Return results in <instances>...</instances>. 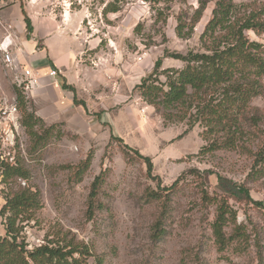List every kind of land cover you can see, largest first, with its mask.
Returning <instances> with one entry per match:
<instances>
[{
    "label": "rangeland",
    "instance_id": "374dc122",
    "mask_svg": "<svg viewBox=\"0 0 264 264\" xmlns=\"http://www.w3.org/2000/svg\"><path fill=\"white\" fill-rule=\"evenodd\" d=\"M204 1L205 9L189 36L186 34L199 0L167 4L122 0L114 13L105 10L113 0L78 5L84 21L81 27L86 36L90 35L87 41L93 46L83 49L76 61L72 71L76 87L64 84L74 107L60 120H43L44 128H54L46 145L37 151L31 150L20 126V113L16 124H8L2 112L15 102L13 87L23 89V72L30 70L41 80L40 70L14 58L12 65L6 66L0 53V163H13L16 155L20 157L31 177L28 182L19 180V185L28 184L41 194L42 209L35 221L24 224L21 233L28 250L41 245L48 232L60 231L83 242L104 264H264V210L230 200L237 223L246 229L247 242L242 246L234 242L219 253L209 227L215 205L204 207L200 197L201 187L211 197L220 195L217 176H221L244 184L253 201H264V175L249 178L253 159L239 150L195 156L206 144L201 125L189 128L186 121L165 120L162 112L147 105L138 91L141 80L153 72L158 59L159 73L180 70L184 63L169 55L200 52L199 37L217 0ZM233 2L250 10L264 9V0ZM180 20L186 25L184 37L177 35ZM247 36L264 45V35L249 32ZM10 52L13 57L14 50ZM44 70L49 78V72L55 69L45 66ZM159 80L165 82L163 76ZM49 86L52 84L44 87L42 105L30 104L36 115L46 107V96L53 94ZM250 107L249 116L255 115V109L258 119L256 127L245 126L244 140L255 152L260 131L264 132V91ZM111 136L122 142L111 140ZM124 145L151 160L154 178L147 176L145 163L132 152L125 156ZM90 153L89 168L78 182L71 178L72 170L60 168L76 166ZM101 171L106 172L98 196L101 206L88 221L85 212L89 188ZM177 180L164 232L157 239L153 226L160 204L147 203L145 191L168 188ZM4 192L7 187L0 183V210L5 203ZM4 223L0 216V238L5 236ZM226 232L230 234L231 228Z\"/></svg>",
    "mask_w": 264,
    "mask_h": 264
},
{
    "label": "trees",
    "instance_id": "16d2710c",
    "mask_svg": "<svg viewBox=\"0 0 264 264\" xmlns=\"http://www.w3.org/2000/svg\"><path fill=\"white\" fill-rule=\"evenodd\" d=\"M122 0H113L106 5L108 12H117ZM154 3H170L177 0H152ZM206 3L199 0V7L189 27V36L204 11ZM27 38L32 32L30 21L25 18ZM185 24L179 21L177 35L184 37ZM264 35V9L250 10L248 6L235 4L233 0H217L211 18L199 37L200 52L185 55L171 54L169 57L184 63L180 70L166 69L159 73L161 59L155 63L153 72L141 80L138 86L140 97L147 105L162 112L167 121H186L189 128L199 123L203 128L202 138L205 145L195 156H207L219 151H236L250 156L254 161L252 176L264 175V132L260 131L259 144L253 152L246 146L245 126L256 127L258 111L249 116L251 102L264 91V45L248 38L247 33ZM163 76L165 82L159 80ZM63 88H68L63 85ZM17 112L20 113V126L24 129L32 151L42 149L50 138L54 125L43 127V120L32 110L23 89L13 87ZM111 140H122L111 136ZM125 156L132 152L145 163L146 174L152 177V163L148 157L124 145ZM92 153L76 166H60L72 170L71 178L78 182L88 170ZM106 172L101 171L89 188L85 218L90 221L100 208L98 196L105 182ZM30 172L24 161L17 155L13 163H0L1 184L7 187L3 193L4 205L0 216L4 218L5 236L0 238V264H104L93 255L83 242H78L68 233L48 232L42 244L28 250L21 239L24 224L36 220L42 209L41 194L38 189L19 180L28 182ZM177 181L159 191L146 190L147 203H159L160 213L153 226L154 236L163 234L164 222L168 218L171 196ZM217 186L221 192L216 197L201 187L200 197L204 207L215 205V216L210 224L214 244L219 253L224 252L232 243L242 246L247 242L246 229L236 221V213L229 205L233 200L251 204L264 210V201H253L250 190L244 184H236L217 176ZM15 187V188H14ZM231 228L230 234L226 230ZM90 259L92 262L90 263Z\"/></svg>",
    "mask_w": 264,
    "mask_h": 264
},
{
    "label": "crops",
    "instance_id": "0c3cea01",
    "mask_svg": "<svg viewBox=\"0 0 264 264\" xmlns=\"http://www.w3.org/2000/svg\"><path fill=\"white\" fill-rule=\"evenodd\" d=\"M72 2V8L68 10L69 0L35 4L28 0H0V42L8 38L11 42L9 51L14 50L13 57L10 52L12 60L40 70L41 80L37 74V87L26 93L29 103L42 105L44 87L52 84L49 87L53 88V94L46 96V107L37 112L44 121L60 120L74 107L73 97L63 85L76 87L77 81L72 76L76 61L83 49L93 46L87 41L90 35L86 36L80 25V6H76V0ZM25 18L30 21V38H27ZM45 66L53 67L58 76L54 79L45 77Z\"/></svg>",
    "mask_w": 264,
    "mask_h": 264
},
{
    "label": "built area",
    "instance_id": "2783aa9c",
    "mask_svg": "<svg viewBox=\"0 0 264 264\" xmlns=\"http://www.w3.org/2000/svg\"><path fill=\"white\" fill-rule=\"evenodd\" d=\"M38 1H48V0H28L29 3H33L35 4ZM51 1V0H49ZM73 0H69V4H68V10H70L72 8L73 5ZM94 2V0H76V5L79 6H83L84 3H92ZM64 16V15H63ZM63 20L65 18H62ZM87 20V18H86ZM87 25H90L92 27V23L90 22V20H87ZM84 23V21H82L80 23V25L82 26ZM92 30V32H94L95 30L90 28ZM11 42L9 41L8 38H5L2 42H0V53L2 54L3 57V63L6 66H10L12 65V57L9 51ZM58 75L57 71L52 70L49 72L48 77L50 79H54L56 78ZM23 77H24V86L23 89L26 91V93H30L33 91V89L35 87H37L38 83H39V79L38 77L30 70H25L23 72ZM3 115H5V122L8 124H16L19 118L18 112H17V108H16V103L13 101L12 104H10L6 109H4V111L2 112ZM8 141V139H7Z\"/></svg>",
    "mask_w": 264,
    "mask_h": 264
}]
</instances>
